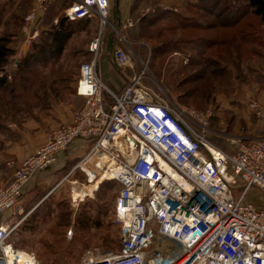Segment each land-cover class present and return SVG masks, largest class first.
Masks as SVG:
<instances>
[{
    "label": "rangeland",
    "instance_id": "1",
    "mask_svg": "<svg viewBox=\"0 0 264 264\" xmlns=\"http://www.w3.org/2000/svg\"><path fill=\"white\" fill-rule=\"evenodd\" d=\"M35 2L28 10L24 3H16L14 11L13 5H9L12 3H0V37H9L6 45L13 53L0 67V73L9 83L16 75L28 76L27 83L18 80L0 88L2 151L8 150L11 142L17 144L15 150L19 157L28 156L45 144L50 132L69 122L72 113L82 107L84 100L75 93L76 81L81 64L94 57L89 47L98 36L101 37L98 74L114 91L123 85L124 75L134 76L145 71L143 84L155 96L196 111L214 109L208 135L221 149L233 151L232 140L250 141L263 135L252 104L264 102V21L249 12L234 21L236 24L232 27L218 25L219 20L233 18V9H238V13L244 11L246 0H220L217 5L212 0H202L201 7L188 4L181 11L189 19L211 22L213 26L208 30H179L180 21L174 18V12L157 8L158 1L148 2L154 5L144 24L138 20L142 12L135 16L132 27L117 26L110 17L102 27L101 18L96 17L72 27L73 34L59 56L45 53V60L40 64L32 58L22 67L34 42L42 38L46 29L30 43L26 42L24 18ZM57 5L54 15L65 18L66 3L58 1ZM217 11L220 12L218 19ZM14 34H18L17 45L11 43ZM217 40L220 43L215 44ZM116 46L128 51L132 67H116L113 62ZM84 155L73 159L62 170L56 165L47 169L55 170L51 174L52 183L43 188L50 194L31 216L15 210L9 217L17 221L11 243L35 256L37 264H80L89 251L98 257L119 248L120 229L114 223V214L120 185L115 179H106L113 174V164L103 169L110 156L106 155L107 160L100 159L98 164L88 163L91 171L86 170L89 175L93 173L88 176L82 165L78 166ZM17 159L3 165L15 170L20 164ZM93 180L97 185L95 190L90 188ZM257 195L255 191L251 198L256 199ZM20 202L24 206L26 200L22 201L21 197ZM70 230L73 232L69 235Z\"/></svg>",
    "mask_w": 264,
    "mask_h": 264
},
{
    "label": "built area",
    "instance_id": "2",
    "mask_svg": "<svg viewBox=\"0 0 264 264\" xmlns=\"http://www.w3.org/2000/svg\"><path fill=\"white\" fill-rule=\"evenodd\" d=\"M56 1L66 3L68 20L109 22V0H36L24 18L26 42L45 29L41 22ZM133 25L128 19L124 26ZM100 46L98 36L89 47L94 57L80 66L75 93L82 107L0 187V264H10L9 252L19 250L10 241L17 225L4 224L2 216L24 212L27 182L76 140L90 143L78 166L95 153L109 155L103 169L114 164L112 179L120 185L114 214L119 248L100 258L89 251L80 264H264V102L252 104L263 135L236 138L233 151L221 149L208 135L213 108L196 111L155 96L143 84L145 71L117 92L105 85L97 67ZM113 62L132 67L123 47H115Z\"/></svg>",
    "mask_w": 264,
    "mask_h": 264
},
{
    "label": "crops",
    "instance_id": "3",
    "mask_svg": "<svg viewBox=\"0 0 264 264\" xmlns=\"http://www.w3.org/2000/svg\"><path fill=\"white\" fill-rule=\"evenodd\" d=\"M158 1L160 2L156 7L157 8H166V11L179 13L181 11H184L188 4L192 3L195 4L199 0H109L110 2V20H112L114 23H116L117 26L123 27L128 19L135 20V16L138 15L140 12V17H138V20H141L142 18H145L146 20L150 17L149 14L152 9L153 3L148 4V2H154ZM34 0H0V3L7 4L12 3L9 5H13V10H15L16 6H14L16 3H24L26 5L25 10H28L31 5L33 4ZM64 3V2H62ZM65 4V3H64ZM146 5L143 8V5ZM57 5V4H56ZM151 7V8H150ZM52 8V7H51ZM51 8L47 12V14L44 16V20L42 21L41 27L48 29L49 25L51 23H57L58 22V16L57 15H51ZM169 8V9H168ZM7 10V9H5ZM142 10V11H141ZM144 10V11H143ZM8 12V11H7ZM10 13V12H8ZM91 20V19H89ZM145 20V21H146ZM3 36V35H1ZM18 34H14L13 37H11V40L13 44H18ZM129 73L127 76H123V85H121L119 90H122V88L128 83L126 81L131 77ZM126 83V84H125ZM125 84V85H124ZM75 112V111H74ZM74 113L71 115V119ZM46 139V138H45ZM16 143H11L7 146L8 150L2 151L0 149V187L8 184L13 177L14 174V167L6 166L3 164L6 163H13L17 162V158L20 160L18 163H21L25 158L33 154L35 151L31 152L26 157H19L16 152ZM90 147V143L85 140H76L73 144L70 145L67 151L61 152L58 156V160L56 162V168H59V170H62L66 164L72 163L73 159H79L80 156L85 154L87 150ZM1 148V147H0ZM13 168V169H11ZM16 168V166H15ZM52 172L54 173L55 170H46L39 172L35 174V176L27 182L23 196L22 201L26 200L23 208L25 212H28V214L31 216L32 213L37 209L38 204L40 205L47 195L50 193H46L45 189L47 185L52 183L53 176H51ZM2 175L4 178L2 179ZM52 190V189H51ZM51 192V191H50ZM28 202V203H27ZM37 206V207H36ZM12 214H15V209L8 210L3 216H2V222L4 224H13L17 222L16 220H9V217L12 216ZM29 215L25 218L27 219Z\"/></svg>",
    "mask_w": 264,
    "mask_h": 264
},
{
    "label": "trees",
    "instance_id": "4",
    "mask_svg": "<svg viewBox=\"0 0 264 264\" xmlns=\"http://www.w3.org/2000/svg\"><path fill=\"white\" fill-rule=\"evenodd\" d=\"M220 0H212V4H216L219 2ZM246 6L244 7V11L238 13V9H233V12L231 14V16L233 18H229V20H219L218 25H223L224 27H232L234 24H236L235 22H237L238 19H240L241 17H244L245 15H247L249 12L251 14H253L255 17H259L262 21H264V0H246ZM62 2V1H60ZM58 1H56L51 7V15L56 14L55 11V7H58ZM191 7L194 5L196 6H200L202 5V0H199L198 2H196V4H192L190 3ZM219 4V3H218ZM235 8V7H234ZM214 11L216 10V6L215 8L213 7ZM225 11V10H224ZM223 11V12H224ZM213 12V11H212ZM218 13L215 14L216 19H218L217 17H219V11H217ZM174 18L177 21H180L179 25L177 26V28L183 29V28H191L190 30H195V29H201V30H208L209 28H211L213 25L211 22H204L202 20H198V19H189L186 12L183 14V12H179V13H174ZM176 15V16H175ZM234 19V20H232ZM145 18L141 19L142 24H144L146 21ZM89 19H82V20H76V21H71L68 20L67 18L61 17L57 23H51L49 25V29H46L43 32L42 38H39L38 41L34 42V45L32 46V48L30 49V53L29 56L26 57V59L23 61L22 63V67L23 66H27L29 60H31L32 58H34L35 62L38 64H40L41 62H43L45 60V57L43 54H48L51 56H59L62 51L63 48L67 42V40L72 36L73 34V29L72 27L74 25H79L81 23H88ZM235 21V22H234ZM240 21V20H239ZM238 21V22H239ZM152 24L154 25L155 22L153 21ZM243 32H245L246 30L242 29ZM247 33V32H246ZM13 37V36H12ZM8 39V40H7ZM10 40L9 37L8 38H3L0 37V67L7 62V59L9 57V55H13L12 53V48L7 46L6 43L9 44ZM45 42V43H44ZM216 43H220L218 40L215 42ZM48 59V58H46ZM21 67V68H22ZM2 68V67H1ZM22 70V69H21ZM22 72H24L22 70ZM27 74H23V75H19V76H14V80L13 82L16 83L18 82V80H21V82L27 83V79L28 76H26ZM12 82V83H13ZM12 83L7 82L6 77L3 75L2 78L0 77V88H2V86H7L9 84V86H11ZM18 88H14V91H16ZM20 89V88H19ZM1 127V125H0ZM73 232V230H71Z\"/></svg>",
    "mask_w": 264,
    "mask_h": 264
},
{
    "label": "bare ground",
    "instance_id": "5",
    "mask_svg": "<svg viewBox=\"0 0 264 264\" xmlns=\"http://www.w3.org/2000/svg\"><path fill=\"white\" fill-rule=\"evenodd\" d=\"M106 158H107L106 155H102L101 157H98V154L95 153L90 157V159L86 160L85 164L82 162V163H80V165L84 166L85 169H89V171H91V169L87 167L89 165L88 163L92 164V162H96V164H98L100 159H101V161H106L107 160ZM86 164H88V165H86ZM113 166H114V164H113ZM113 166H112V168H113ZM112 168H111V170H112ZM114 174H115V171H113L112 176H107L106 179H112ZM90 175H93V173L90 172ZM91 183H92V185H91L92 187H90L91 190H95L97 187L96 182L93 180V181H91ZM88 185H90V184H88ZM28 254H30L35 261ZM102 256L103 255L98 256V257L100 258ZM9 257H10V264H15V262H17V259L19 260V264H37L36 261H38L35 256H33L31 253H28L24 250H16V252L10 251Z\"/></svg>",
    "mask_w": 264,
    "mask_h": 264
}]
</instances>
